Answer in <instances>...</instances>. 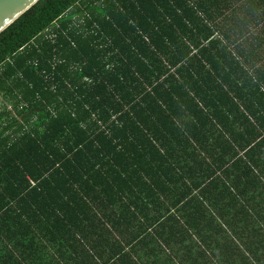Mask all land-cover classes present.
Segmentation results:
<instances>
[{
    "label": "trees",
    "instance_id": "obj_1",
    "mask_svg": "<svg viewBox=\"0 0 264 264\" xmlns=\"http://www.w3.org/2000/svg\"><path fill=\"white\" fill-rule=\"evenodd\" d=\"M228 1L40 0L0 34V264H264V0Z\"/></svg>",
    "mask_w": 264,
    "mask_h": 264
},
{
    "label": "crops",
    "instance_id": "obj_2",
    "mask_svg": "<svg viewBox=\"0 0 264 264\" xmlns=\"http://www.w3.org/2000/svg\"><path fill=\"white\" fill-rule=\"evenodd\" d=\"M246 0H229L227 2V7H241L245 5ZM225 5V4H223ZM226 8H223L222 10H225ZM219 21H222L221 18ZM223 23V22H222ZM250 57V60L252 61L251 66H246V69L253 70L251 71L252 73L255 74V77L259 80V83L261 86L264 88V47H262V53L257 55L255 53H249L248 58ZM233 205V209L231 208H222V207H217L216 210H212V217L214 218V222L216 226H219L222 228V221L223 222H233L234 220L237 219V214L239 213L240 210L243 208L247 207L253 214L254 210L252 209L250 202L247 198H244L243 201H241L238 204L234 203V200H230ZM238 212V213H237ZM209 217L208 219H210ZM243 220H251V218L248 215L243 216ZM170 251L167 249V252Z\"/></svg>",
    "mask_w": 264,
    "mask_h": 264
},
{
    "label": "water",
    "instance_id": "obj_3",
    "mask_svg": "<svg viewBox=\"0 0 264 264\" xmlns=\"http://www.w3.org/2000/svg\"><path fill=\"white\" fill-rule=\"evenodd\" d=\"M40 0H0V34Z\"/></svg>",
    "mask_w": 264,
    "mask_h": 264
},
{
    "label": "built area",
    "instance_id": "obj_4",
    "mask_svg": "<svg viewBox=\"0 0 264 264\" xmlns=\"http://www.w3.org/2000/svg\"><path fill=\"white\" fill-rule=\"evenodd\" d=\"M9 109H12V107L10 106Z\"/></svg>",
    "mask_w": 264,
    "mask_h": 264
}]
</instances>
